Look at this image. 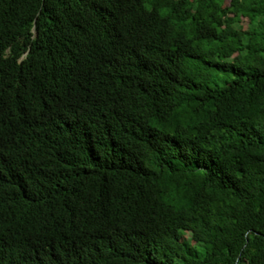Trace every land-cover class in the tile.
I'll return each mask as SVG.
<instances>
[{
	"label": "trees",
	"instance_id": "1",
	"mask_svg": "<svg viewBox=\"0 0 264 264\" xmlns=\"http://www.w3.org/2000/svg\"><path fill=\"white\" fill-rule=\"evenodd\" d=\"M0 134V264H264V0H0Z\"/></svg>",
	"mask_w": 264,
	"mask_h": 264
},
{
	"label": "clouds",
	"instance_id": "2",
	"mask_svg": "<svg viewBox=\"0 0 264 264\" xmlns=\"http://www.w3.org/2000/svg\"><path fill=\"white\" fill-rule=\"evenodd\" d=\"M0 153L4 156H6V159L3 161V163L0 165V168L4 167L5 165L8 164L9 160H10V156L11 154H9L6 151V142L5 139L3 138V136L0 134ZM38 221L37 216L34 217H26L23 219L19 220V225L18 226H22V227H31L34 226V224ZM18 229V228H17Z\"/></svg>",
	"mask_w": 264,
	"mask_h": 264
}]
</instances>
